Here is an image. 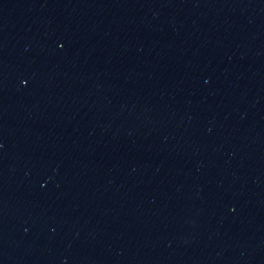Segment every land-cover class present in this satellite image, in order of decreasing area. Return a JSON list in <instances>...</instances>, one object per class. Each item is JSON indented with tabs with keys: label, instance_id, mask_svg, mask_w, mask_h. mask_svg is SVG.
Here are the masks:
<instances>
[{
	"label": "water",
	"instance_id": "obj_1",
	"mask_svg": "<svg viewBox=\"0 0 264 264\" xmlns=\"http://www.w3.org/2000/svg\"><path fill=\"white\" fill-rule=\"evenodd\" d=\"M0 264H264V0H0Z\"/></svg>",
	"mask_w": 264,
	"mask_h": 264
}]
</instances>
